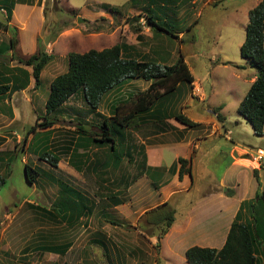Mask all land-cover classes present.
<instances>
[{"label": "rangeland", "instance_id": "obj_1", "mask_svg": "<svg viewBox=\"0 0 264 264\" xmlns=\"http://www.w3.org/2000/svg\"><path fill=\"white\" fill-rule=\"evenodd\" d=\"M129 1L31 0L32 3L29 5H32L33 9L28 10V12L15 6V3L11 16L12 18L15 13V21L11 19L9 22H7L5 11L0 9V22L7 24L9 28L0 30V43H7L8 38L13 35L17 38L14 50L15 60H11V53L6 52L4 59L7 63L10 65L17 64L18 57L26 58L38 49L45 48L46 52L51 54V59L41 71V82L38 86H35L32 78L31 85L25 91L15 92L11 97L0 100V106L4 107L1 113L5 115L7 121L12 116L8 114L6 107L10 106V111L14 110L16 114L15 121L10 125H7V121L0 124V138L4 136L2 138L5 139L4 142L1 141L0 143V161L3 162L0 171H6L0 172L5 178L4 184L0 187V264H50L56 262L52 258L43 256V250L40 248V235L46 226L40 224L41 207H49L46 199L51 200L55 196L57 192L56 183L42 189L41 179L45 178L40 175L36 185L30 184L25 178L24 166L21 162L22 158L26 157V162L31 167L36 168L39 174L45 173L47 175L44 170H47L48 167L39 158L40 154L50 149H45V143L48 142L47 134L42 133L43 129L40 126H35L38 134H35L36 137L33 139V134L26 135V133L36 122H43V119H38L37 116H44L49 84L56 75L66 70L68 53H82L92 48L100 50L120 41L136 44L142 51H147L150 44L154 45L159 41L156 37L153 38L152 32L143 25V19L131 25L132 17L139 13V6H132ZM259 1H186L184 5H180L178 11L179 27H182L184 32L179 33L178 38L167 34V36L163 34L164 36L161 37L167 41H165V46L171 52L170 63H175L178 57L182 55L192 70L196 83L207 97L203 102L196 98H191L186 102L180 99L175 104L174 110L179 112L185 109L192 117H195L205 115V108L208 105L213 107L215 104H222L221 113L226 117L225 126L231 133L229 135L233 137V140L243 141L252 155L256 154L258 148L264 149V131L261 135L254 133L250 123L238 112L237 108L239 101L247 92L257 73V69L251 61L241 55L240 46L245 39L248 10ZM78 18H81L82 21L78 22ZM17 20L18 23L24 24V27L21 28L22 25L16 24ZM195 20L197 23L190 30H186L188 25ZM138 24L141 26L143 35L141 42H138L136 37L139 30H135V27ZM27 68L30 70L29 67ZM146 86L147 82L143 80L125 82L118 88L114 87L113 90L115 91H111L109 95H107L108 93L104 94L102 101L107 96H110L107 101L114 100L119 96L121 98L133 96L145 89ZM182 87L186 91L189 89L187 84L182 85ZM68 107L85 111L87 106L81 93L67 100L65 108ZM102 109L106 112L105 105L100 108V110ZM67 112L70 116H76L70 110ZM106 113L109 114V112ZM88 118L90 117L88 116ZM74 125V120L71 117L64 116V114L63 116L60 115L53 126V141L62 140L65 137L64 132L73 130ZM150 126L152 124L144 125L143 128ZM139 128L134 129L135 139L141 137ZM88 129L96 128L90 126ZM7 130H10V134L6 133ZM26 136L27 141L24 139ZM216 141L218 148L222 151H226V146L231 144L223 137H216L214 142L216 143ZM136 142L139 145V141L136 140ZM27 145L30 146L28 151H19ZM204 149H207V153L201 157V160L196 159V171L204 173L211 169L219 174L229 158L225 157L214 161L215 157L210 155L214 152L211 140L203 139L200 150ZM90 154L93 158V154ZM250 159L246 161L253 167H260L261 179L264 181V157L261 161L253 160L252 157ZM251 161L253 162L251 163ZM63 166L65 169L68 168V171L72 172L75 177L65 172L64 169H60L59 172L61 173H53L56 180L57 176H60L90 194L97 191L92 173H78L65 163ZM122 167L124 171L127 169L131 174L135 173V166L127 164L126 160H124ZM117 173L119 174L118 171ZM242 179L237 193L241 197H253L257 188L255 178L248 174L246 178ZM213 184H215V179L212 175L201 177L200 187L206 188ZM177 216L180 218L181 214L177 213ZM130 238H132L130 241L133 242L142 239L141 236ZM144 239L146 242L147 239ZM213 245H216V242H213ZM26 247H29L28 250L22 251ZM35 247H38L37 250ZM136 249L139 250L140 248L136 247ZM155 249L153 254L158 252V248ZM171 253L165 250L164 255L170 256V259L153 256L154 262L152 260L151 263L182 264L183 261L173 257ZM132 258L133 256H130V262L133 261ZM104 259L102 258V264ZM99 261L101 262V260ZM258 261V264L264 263L259 256Z\"/></svg>", "mask_w": 264, "mask_h": 264}, {"label": "trees", "instance_id": "obj_2", "mask_svg": "<svg viewBox=\"0 0 264 264\" xmlns=\"http://www.w3.org/2000/svg\"><path fill=\"white\" fill-rule=\"evenodd\" d=\"M186 1L189 0H130V5L139 6V13L132 17L131 25L143 19V25L159 41L154 45L150 44L147 51H142L136 44L120 41L100 50L92 48L82 53H68L66 70L56 75L49 84L44 116H37L43 122H36L26 133L33 134L32 139L36 137L35 134L38 133L35 126L44 129L43 133H51L55 120L60 115L71 117L75 125L73 130L63 134V154H68V165L74 170L93 174L97 184L96 196L103 193L107 198L120 203L118 194L125 192L143 174V170L149 169L144 145H138L133 134L135 128L153 121L160 123L172 117L189 127L199 126V123L190 120L182 111L167 113L157 105L175 94L180 85H193L194 77L184 57L180 55L175 63H170L171 52L165 46L166 40L161 39L163 34L178 38V34L184 32L179 27L178 11ZM15 3L32 2L0 0V9L5 10L7 22L11 20ZM195 23L197 20L189 24L186 30H190ZM1 29L9 28L7 24L0 22ZM135 30H139L136 37L141 42L143 35L140 24ZM16 43L14 35L10 36L7 43H0V100L25 89L30 77L34 79L35 86H38L41 71L51 59V54L43 48L26 58L18 57L17 64L10 65L4 59V54L10 52L11 60H15ZM240 52L256 67L257 73L237 110L250 123L254 133L261 135L264 131V0L248 10L245 39ZM131 80H143L148 86L133 96L115 98L109 115L100 112L99 105L103 95ZM78 93H81L87 106L85 111L73 107L66 109L67 100ZM155 105L156 112H153ZM2 110L4 107L0 106V111ZM10 110V106L6 107L8 113ZM67 110L74 112L76 116H70ZM217 116L220 117L219 114ZM87 125L96 129H87ZM50 133L46 136L48 142H51ZM24 139L27 141V136ZM48 148L50 147L46 145L45 149ZM47 151L40 154L39 158L57 166L60 156ZM138 156L142 170L133 174L129 171L126 173L121 164L124 160L128 164H134ZM178 162V175L182 178L190 171L189 160L179 157ZM255 171L254 169V176L258 181ZM24 174L30 184L35 183L39 176L36 168L27 163L24 165ZM4 181V176L0 174V187ZM56 181L60 187L58 203L63 209L74 208L76 199L83 200V206L88 207L86 203L89 198L82 191L64 180ZM56 206L57 203L54 208ZM174 219L175 210L169 202L149 208L140 216V221L144 223L142 227L156 229L158 238L163 237ZM53 252L59 253L57 250ZM258 256L264 262V184L259 181L255 195L240 202L223 245L220 248L193 245L186 249L185 259L187 264H258Z\"/></svg>", "mask_w": 264, "mask_h": 264}, {"label": "crops", "instance_id": "obj_3", "mask_svg": "<svg viewBox=\"0 0 264 264\" xmlns=\"http://www.w3.org/2000/svg\"><path fill=\"white\" fill-rule=\"evenodd\" d=\"M15 6L27 12L33 9L32 5L26 3H16ZM11 19L15 21V13ZM15 23L22 25L21 28L24 27V24L18 23V20ZM190 71L192 73L191 69ZM31 80L32 77H30L25 89L31 85ZM196 82L194 78L193 85L189 87L188 91L180 85L175 94L157 105L161 107L163 112L171 113L178 112L174 110V106L180 99L184 102L191 98H196L201 102L205 101L207 97L201 87L198 88V94L194 93ZM25 89L21 91H25ZM109 97L101 100L99 107L102 108L105 105L106 112L110 114L113 100L107 101ZM184 102L183 104H186ZM222 106L220 103L213 107L208 105L205 108V115L195 117H192L185 109L181 110L190 120L199 123L197 127H189L173 117L160 123L153 121L140 125L141 137H137L136 140L139 141V144L144 145L146 165L149 169L143 170V174L125 192L118 194L121 199L120 203H116L112 198H107L103 193L96 196L97 191L90 194L67 179L57 176V180L61 179L68 182L73 188L79 189L89 198L88 203H86L88 207L83 206V200L76 199L74 208L63 209L58 203L60 187L53 173L64 169L68 174L72 176L74 174L63 166V163L68 165V154H63L61 147L63 139L54 142L53 129L51 133L45 132L47 135L50 133L51 137L52 143H46L50 147L49 151L60 156L57 166H52L48 161L41 159L48 167L47 170H44L47 175L42 173L36 178L37 182L40 175L44 176L45 179H41L42 189L52 183H56L57 186V192L53 199H46L49 207H41L40 215L41 226L46 225L40 235V248L43 250V256L56 261L50 264H102V258H105L103 264H152V260L154 262L153 256L171 258L164 255L165 250L172 252L173 257H177L183 261L182 264H185V251L193 245L220 248L225 241L240 202L247 198L241 197L237 193L242 178L251 174L255 178L256 191L258 181L264 184L261 179L260 167H253L246 161L247 159L251 160L247 155L253 156L246 145L239 139L233 140V137L228 134L229 130L225 126L226 117L221 113ZM100 108V112L109 115ZM156 108L155 105L153 112H156ZM1 112L3 111H0V124H4L7 120ZM8 114L12 116L7 121V125H10L15 121L16 114L14 110ZM147 124H152V126L143 128ZM6 133L10 134V130H7ZM2 137L0 141L4 142L5 139ZM216 137H223L231 142L230 145L226 146V151L218 148L217 141L214 142ZM203 139L212 141L214 152L212 151L213 153L210 155L215 157L214 161L225 157L229 158L219 174L211 169L204 173L196 171V159L201 160V157L207 153V149L200 150ZM29 147L27 145L19 151H28ZM63 155L67 156L64 157ZM179 157L189 160L190 171L184 174L182 178H179L178 175ZM26 161V157H23L21 160L23 166L27 163ZM2 165L3 162L0 161V168ZM122 165L123 163L121 167ZM133 165L136 168L135 173L142 170L139 159ZM70 168L76 171L72 167ZM254 169L258 181L254 176ZM206 175H212L215 184L206 188L200 187L201 177L204 178ZM36 182L32 185H36ZM223 187L224 190L222 191ZM163 202H169L170 206L174 208L175 219L163 237L158 238L156 229L142 227L144 223L140 221V216L147 209ZM56 203L58 206L54 208ZM177 213L181 214L180 218H178ZM132 236H141L142 239L133 242L130 241ZM143 237L147 239L146 242ZM213 242H216V245H213ZM136 247L140 249L138 250ZM27 248L29 247L23 248L22 251L25 252L28 250ZM155 248H158V252L153 254ZM53 250H57L59 253L53 252ZM130 256H133L131 262Z\"/></svg>", "mask_w": 264, "mask_h": 264}, {"label": "built area", "instance_id": "obj_4", "mask_svg": "<svg viewBox=\"0 0 264 264\" xmlns=\"http://www.w3.org/2000/svg\"><path fill=\"white\" fill-rule=\"evenodd\" d=\"M2 10H4V9H2ZM198 88H199V85H198V83H196V86L194 88V93H197L196 90L198 91ZM229 133L230 132L228 131V134ZM263 157H264V149H261V148H258L256 150V154L252 156L253 160H256V161H261L263 159Z\"/></svg>", "mask_w": 264, "mask_h": 264}, {"label": "water", "instance_id": "obj_5", "mask_svg": "<svg viewBox=\"0 0 264 264\" xmlns=\"http://www.w3.org/2000/svg\"><path fill=\"white\" fill-rule=\"evenodd\" d=\"M82 21V19L81 18H78V22H81ZM88 127H90V126H86V128L88 129ZM249 158H251L252 156L251 155H247Z\"/></svg>", "mask_w": 264, "mask_h": 264}]
</instances>
